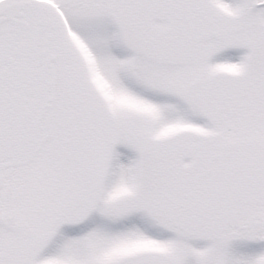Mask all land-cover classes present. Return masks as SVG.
Instances as JSON below:
<instances>
[{
  "label": "snow or ice",
  "instance_id": "snow-or-ice-1",
  "mask_svg": "<svg viewBox=\"0 0 264 264\" xmlns=\"http://www.w3.org/2000/svg\"><path fill=\"white\" fill-rule=\"evenodd\" d=\"M0 264H264V0H0Z\"/></svg>",
  "mask_w": 264,
  "mask_h": 264
}]
</instances>
